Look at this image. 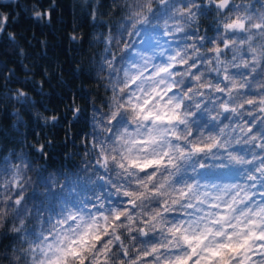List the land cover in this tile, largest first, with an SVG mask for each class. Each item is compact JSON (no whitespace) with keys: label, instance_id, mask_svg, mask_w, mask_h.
<instances>
[{"label":"snow or ice","instance_id":"obj_1","mask_svg":"<svg viewBox=\"0 0 264 264\" xmlns=\"http://www.w3.org/2000/svg\"><path fill=\"white\" fill-rule=\"evenodd\" d=\"M113 4L85 167H35L50 141L36 156L0 149V237L13 241L2 259L264 264V0ZM54 7L34 8L35 20L51 24ZM8 99L30 106L22 89Z\"/></svg>","mask_w":264,"mask_h":264},{"label":"trees","instance_id":"obj_2","mask_svg":"<svg viewBox=\"0 0 264 264\" xmlns=\"http://www.w3.org/2000/svg\"><path fill=\"white\" fill-rule=\"evenodd\" d=\"M51 4L55 5L51 24L36 21L33 9ZM5 15L9 21L0 33V149L36 156V147L50 141L48 158L34 166L78 173L87 163L83 141L91 132L93 104L99 107L105 98L106 89L94 69L103 55L101 37L109 35L108 29L119 18L116 5L113 0H0V17ZM151 35L148 31L136 37L135 48ZM17 89L28 94L30 106L8 99ZM73 107L81 109L76 119ZM53 113L59 117L56 126L45 123ZM12 243L0 237V264H9L2 257L5 246ZM7 255L11 259V252Z\"/></svg>","mask_w":264,"mask_h":264},{"label":"rangeland","instance_id":"obj_3","mask_svg":"<svg viewBox=\"0 0 264 264\" xmlns=\"http://www.w3.org/2000/svg\"><path fill=\"white\" fill-rule=\"evenodd\" d=\"M149 37V36H148ZM148 37H146L147 39H148ZM146 39V40H147ZM161 42H163V38H161ZM146 45H145V43L143 42V44L140 46V48H138V49H142V48H144Z\"/></svg>","mask_w":264,"mask_h":264}]
</instances>
